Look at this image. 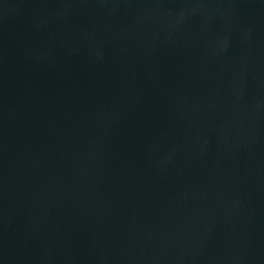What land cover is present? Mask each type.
Listing matches in <instances>:
<instances>
[{
    "label": "water",
    "instance_id": "1",
    "mask_svg": "<svg viewBox=\"0 0 264 264\" xmlns=\"http://www.w3.org/2000/svg\"><path fill=\"white\" fill-rule=\"evenodd\" d=\"M0 264H264V0H0Z\"/></svg>",
    "mask_w": 264,
    "mask_h": 264
}]
</instances>
